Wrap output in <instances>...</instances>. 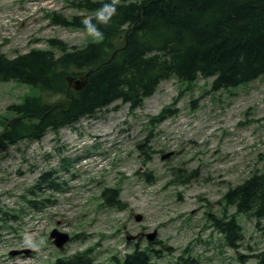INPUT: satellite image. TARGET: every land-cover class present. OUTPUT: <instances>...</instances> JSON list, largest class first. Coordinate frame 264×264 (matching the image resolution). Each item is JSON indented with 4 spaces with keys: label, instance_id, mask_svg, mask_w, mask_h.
I'll use <instances>...</instances> for the list:
<instances>
[{
    "label": "rangeland",
    "instance_id": "obj_1",
    "mask_svg": "<svg viewBox=\"0 0 264 264\" xmlns=\"http://www.w3.org/2000/svg\"><path fill=\"white\" fill-rule=\"evenodd\" d=\"M53 11L83 12L70 0H0V53L48 48L49 37L70 46L91 38L84 28L54 23ZM212 79L166 77L139 105L117 99L94 115L48 128L40 139L0 150V215L7 214L0 217V264H54L57 256L87 248L93 264H117L115 255L124 257L135 242L158 248L162 255L152 258L158 264H182L185 256H192L190 264H264V220L238 214L243 232L234 246L208 213L234 211L224 192L264 169V76L219 89L210 87ZM27 92L49 100L63 94L0 81V130L13 113L7 106ZM167 105L168 115L155 120ZM193 170L183 182L176 178L175 172ZM44 171L53 172L58 188L37 185ZM112 186L120 189L121 207L105 201L103 190ZM55 226L71 235L64 249L49 236ZM152 230L156 236L148 240ZM26 232L46 242L39 251L21 250Z\"/></svg>",
    "mask_w": 264,
    "mask_h": 264
},
{
    "label": "trees",
    "instance_id": "obj_2",
    "mask_svg": "<svg viewBox=\"0 0 264 264\" xmlns=\"http://www.w3.org/2000/svg\"><path fill=\"white\" fill-rule=\"evenodd\" d=\"M104 2L70 0L83 12L67 16L53 11L51 20L85 29L81 17L94 15ZM100 27L104 40L99 44L89 38L81 46H70L60 37H49L48 48L31 47L12 57L0 53V81L16 80L63 93L61 98L49 100L40 93L27 92L21 101L9 104L13 113L0 130V150L18 140L40 139L48 128L58 129L94 115L117 99L139 105L166 77L191 82L201 75L211 76L210 87L219 89L264 76V0H120L110 25ZM146 53L155 54L144 59ZM69 67L75 70L70 72ZM84 69L89 71L84 86L70 87L65 76ZM170 105L154 119L167 116ZM194 170L175 172L176 178L183 182ZM51 174L44 171L37 185L44 181L47 187L58 188ZM119 194L116 186L103 190L109 205L121 207ZM223 200L234 205V211L219 217L208 213L224 240L237 246L243 232L238 214L255 217L257 224L264 220V169H255L241 182L229 185ZM28 202L36 204L32 198ZM6 215L3 211L0 217ZM161 255L151 242L145 247L135 242L132 250L122 258L115 255V260L117 264H158L152 258ZM192 259L185 256L181 263L190 264ZM54 264H93V257L87 248L68 257L57 256ZM195 264L200 263L195 260Z\"/></svg>",
    "mask_w": 264,
    "mask_h": 264
},
{
    "label": "clouds",
    "instance_id": "obj_3",
    "mask_svg": "<svg viewBox=\"0 0 264 264\" xmlns=\"http://www.w3.org/2000/svg\"><path fill=\"white\" fill-rule=\"evenodd\" d=\"M139 2V0H133ZM120 0H105L102 6L96 11L94 15H84L81 17V23L84 25L88 36H90L97 44L104 40V33L100 26L108 27L112 18L117 15ZM155 53H146L144 59H150ZM46 242L44 240L36 242L31 233L23 234V247L33 251H39Z\"/></svg>",
    "mask_w": 264,
    "mask_h": 264
},
{
    "label": "water",
    "instance_id": "obj_4",
    "mask_svg": "<svg viewBox=\"0 0 264 264\" xmlns=\"http://www.w3.org/2000/svg\"><path fill=\"white\" fill-rule=\"evenodd\" d=\"M88 73L84 72V74H67L65 76V80L68 83V85L70 87H74V88H81L84 86V84L87 81L88 78ZM170 153H172V151H169L168 153L164 154V156H168ZM136 220L141 218V214L137 213V215L135 216ZM157 231L156 230H152L146 233L147 239L153 240L156 236ZM50 238L52 239L53 243L55 244V246L57 245L58 247H60L61 249H64L65 247V243L70 239L71 235H69L68 232L62 231L60 230L58 227L55 226V228H53L50 233H49ZM134 237L133 235H128V239ZM23 251H29L28 249H21ZM21 250H12L13 253L16 252H21Z\"/></svg>",
    "mask_w": 264,
    "mask_h": 264
}]
</instances>
